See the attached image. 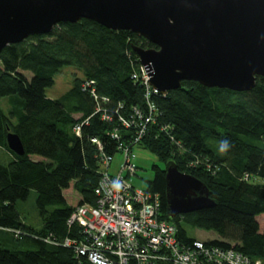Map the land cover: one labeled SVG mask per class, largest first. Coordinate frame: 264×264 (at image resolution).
Returning <instances> with one entry per match:
<instances>
[{"label": "trees", "instance_id": "obj_1", "mask_svg": "<svg viewBox=\"0 0 264 264\" xmlns=\"http://www.w3.org/2000/svg\"><path fill=\"white\" fill-rule=\"evenodd\" d=\"M133 44L156 47L129 30L108 29L80 18L1 50L0 97H12V107L5 113L0 106V147L10 156L8 163L0 162V264H92L62 242L83 238L81 226L68 225L67 219L75 206L95 203L99 162L91 138L101 142L113 161L118 144L130 145L136 135L133 127L126 128L119 120L134 107H146L145 87L132 78L140 65ZM63 66L78 68L81 77L74 76L62 97L49 98L45 89ZM22 71L31 72L30 79ZM85 78L94 79L99 95L108 97L111 120L94 114L78 136L74 124L89 116L95 105L80 88ZM181 84L149 98L157 113L138 143L163 166H151L153 176L143 189L159 194L160 217L175 224L184 241L195 239L184 225L211 231L218 238L207 239V244L233 246L264 264V183L254 181L264 178V77L256 76L249 91L205 87L192 80ZM75 113L80 116L74 118ZM9 131L19 136L21 155L8 148ZM114 131L118 138L112 137ZM225 139L230 147L221 154L220 142ZM168 161L201 180L215 204L170 218L165 202ZM244 174L249 178L243 179ZM32 188L37 193L39 227L25 224L16 208ZM65 193L74 195L77 204L68 203Z\"/></svg>", "mask_w": 264, "mask_h": 264}, {"label": "water", "instance_id": "obj_2", "mask_svg": "<svg viewBox=\"0 0 264 264\" xmlns=\"http://www.w3.org/2000/svg\"><path fill=\"white\" fill-rule=\"evenodd\" d=\"M80 18L154 44L131 49L147 69L150 86L163 95L184 80L249 91L256 76L264 77V0H0V52ZM6 143L14 153L24 152L16 133L9 131ZM164 170L170 218L215 204L205 184L173 161Z\"/></svg>", "mask_w": 264, "mask_h": 264}, {"label": "built area", "instance_id": "obj_3", "mask_svg": "<svg viewBox=\"0 0 264 264\" xmlns=\"http://www.w3.org/2000/svg\"><path fill=\"white\" fill-rule=\"evenodd\" d=\"M132 78L145 87L146 107L144 110L134 107L128 117L120 116L119 120L124 127H133L136 135L130 145L118 144L117 149L122 157L114 172L110 170L112 155L103 151L97 138H91L97 146L99 162L94 187L95 203L74 207L67 224L78 223L83 238H65L62 245L73 247L76 255H86L92 264H262L261 259H250L233 246L209 245L199 238L184 241L177 235L176 225L160 217L159 194L135 187L130 182L128 177L136 172L132 147L153 121L157 109L149 98L151 94L159 93L150 86L148 71L144 66L139 65L138 70L133 71ZM80 88L93 99L95 105L89 116L74 124L73 131L78 136L82 126L94 114L100 113L102 120H111V110L107 106L109 99L99 95L95 80L83 79ZM112 137L118 138L116 131ZM196 162L190 161L188 165ZM10 231L15 235L21 233L15 229ZM43 240L51 241L47 238ZM51 242L58 244L53 240Z\"/></svg>", "mask_w": 264, "mask_h": 264}, {"label": "rangeland", "instance_id": "obj_4", "mask_svg": "<svg viewBox=\"0 0 264 264\" xmlns=\"http://www.w3.org/2000/svg\"><path fill=\"white\" fill-rule=\"evenodd\" d=\"M141 65V64H140ZM22 73L30 79L32 76L29 71H22ZM77 75L81 77V72L78 68L74 66H63L60 69V72L56 73L54 76V83L51 86L46 87L45 94L49 98H60L62 97L73 85L74 76ZM11 98L9 96L0 97V106L4 110L5 113L8 112V109L12 107ZM80 115L78 113L73 114L74 118H78ZM133 153V164L136 167L135 175H131L128 177L130 182L135 187L144 188L147 185V180L151 179L153 176V170L151 166L153 164H158L163 166L162 163L158 160L156 155L152 153L150 150L145 148L142 144L137 143L132 147ZM122 155L120 153H116L114 155L110 170L112 172L116 171L119 163L121 162ZM10 160V156L8 153L0 147V162L6 164ZM249 175L244 174L243 179H248ZM255 182L264 183V178L254 177ZM67 202L73 203L75 196L68 195L65 193ZM36 190L30 189L29 194L25 200L17 201L16 208L19 212V216L21 220L33 227L40 226V216L38 214V210L36 208ZM77 204V202L72 205ZM188 235L194 236L195 238H206V237H216L218 236L211 231H204L200 229H194L189 226L184 225ZM209 240V239H208Z\"/></svg>", "mask_w": 264, "mask_h": 264}, {"label": "clouds", "instance_id": "obj_5", "mask_svg": "<svg viewBox=\"0 0 264 264\" xmlns=\"http://www.w3.org/2000/svg\"><path fill=\"white\" fill-rule=\"evenodd\" d=\"M230 147V142L228 140H222L220 142L219 151L221 154H224L227 152L228 148Z\"/></svg>", "mask_w": 264, "mask_h": 264}, {"label": "crops", "instance_id": "obj_6", "mask_svg": "<svg viewBox=\"0 0 264 264\" xmlns=\"http://www.w3.org/2000/svg\"><path fill=\"white\" fill-rule=\"evenodd\" d=\"M197 238H199V237H197ZM199 239L207 240V239H214V237H206V238H199Z\"/></svg>", "mask_w": 264, "mask_h": 264}]
</instances>
